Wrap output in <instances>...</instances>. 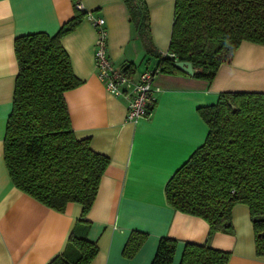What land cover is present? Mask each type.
I'll return each instance as SVG.
<instances>
[{"label":"crops","instance_id":"0c3cea01","mask_svg":"<svg viewBox=\"0 0 264 264\" xmlns=\"http://www.w3.org/2000/svg\"><path fill=\"white\" fill-rule=\"evenodd\" d=\"M76 2L104 19L107 54L116 66L131 64L136 76L157 65L156 56L138 39L123 0H0V264H48L60 255L73 260L77 251L68 245L72 235L96 245L89 264H149L161 237L176 240L171 264H179L187 242L229 252L228 264H264V257L255 252L247 205L232 207L230 232L209 235L204 219L175 210L165 196L168 179L205 140L208 128L198 109L215 104L221 92H264V44L242 41L232 61L222 64L211 81L155 73L151 115L128 123L127 98L111 95L96 75V32L84 17L60 42L81 80L64 92L74 135L87 138L91 149L109 162L95 199L82 217L77 203L57 212L12 185L3 138L18 70L14 39L33 32L55 34L73 16ZM145 2L154 49L165 54L174 0ZM132 230L147 237L136 254L126 258L122 250Z\"/></svg>","mask_w":264,"mask_h":264},{"label":"trees","instance_id":"16d2710c","mask_svg":"<svg viewBox=\"0 0 264 264\" xmlns=\"http://www.w3.org/2000/svg\"><path fill=\"white\" fill-rule=\"evenodd\" d=\"M138 39L158 59L157 72L188 75L176 60L190 61L192 77L211 81L229 64L242 41L264 44V0H174L167 53L154 49L145 0H123ZM74 14L57 32H33L14 39L18 70L3 138V160L14 187L57 212L70 202L90 209L108 158L93 151L72 130L64 92L81 84L72 72L61 38L74 31L86 11ZM172 53L173 56L168 54ZM132 76L134 68H124ZM198 112L207 125L204 142L165 185L168 204L200 217L209 235L232 230L231 210L248 206L255 252L264 257V92L225 91ZM147 234L132 230L122 255L132 258ZM77 255L48 264H89L97 252L84 237H69ZM176 240L161 237L149 264H171ZM230 253L187 242L179 264H228Z\"/></svg>","mask_w":264,"mask_h":264},{"label":"built area","instance_id":"2783aa9c","mask_svg":"<svg viewBox=\"0 0 264 264\" xmlns=\"http://www.w3.org/2000/svg\"><path fill=\"white\" fill-rule=\"evenodd\" d=\"M75 7L83 10L79 2L75 3ZM85 17L96 32L93 50L97 77L111 95L127 98L126 122L135 123L142 118H148L155 102L152 81L156 70L146 69L136 76H128L124 67L116 66L107 54L104 19L96 16L92 11H86ZM168 55L173 56L172 53Z\"/></svg>","mask_w":264,"mask_h":264},{"label":"water","instance_id":"95a60500","mask_svg":"<svg viewBox=\"0 0 264 264\" xmlns=\"http://www.w3.org/2000/svg\"><path fill=\"white\" fill-rule=\"evenodd\" d=\"M174 65H175V67L182 70L183 72H185L188 75H192L196 71V69H194L192 67V64L190 61L176 60L174 62Z\"/></svg>","mask_w":264,"mask_h":264},{"label":"rangeland","instance_id":"374dc122","mask_svg":"<svg viewBox=\"0 0 264 264\" xmlns=\"http://www.w3.org/2000/svg\"><path fill=\"white\" fill-rule=\"evenodd\" d=\"M154 63V59H151V64H153Z\"/></svg>","mask_w":264,"mask_h":264}]
</instances>
